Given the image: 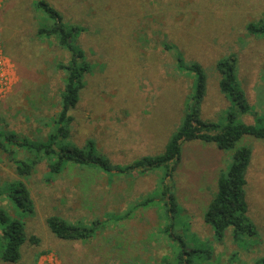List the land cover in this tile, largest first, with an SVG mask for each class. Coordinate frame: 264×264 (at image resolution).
<instances>
[{"label":"rangeland","instance_id":"1","mask_svg":"<svg viewBox=\"0 0 264 264\" xmlns=\"http://www.w3.org/2000/svg\"><path fill=\"white\" fill-rule=\"evenodd\" d=\"M36 1L4 0L0 5V130L28 138L38 129L42 136L49 131L44 124L58 112L63 87L56 64L70 58L54 40L37 38L41 13L34 9ZM44 1L63 22L82 28L77 45L92 65L80 102L70 112L74 145L93 140L103 156L121 166L162 154L194 92L195 78L177 70L173 51L205 73L202 120L226 124L231 104L219 90L216 63L231 54L236 56L237 85L251 112L237 121L254 125L255 116L264 119V38L246 30L263 17L264 0ZM241 143L252 149L245 191L257 236L235 239L229 228L221 243L203 215L234 150L183 142L171 177L157 169L115 177L110 184L105 174L73 167L47 183L45 162L21 180L0 152V187L22 181L34 210L31 215L22 212L13 200L0 197V210L25 224L27 239L15 264H161L191 250L197 251L185 256L191 264H255L264 257V141L246 136ZM163 184L180 208L171 222L164 213L167 199L159 194ZM150 197L152 206L130 210ZM128 211L129 217L119 223L110 216ZM56 215L80 227L98 223L96 237L87 242L57 239L45 224ZM0 264H10L1 260V231Z\"/></svg>","mask_w":264,"mask_h":264},{"label":"trees","instance_id":"2","mask_svg":"<svg viewBox=\"0 0 264 264\" xmlns=\"http://www.w3.org/2000/svg\"><path fill=\"white\" fill-rule=\"evenodd\" d=\"M33 5L34 9L44 16L39 13L41 17L38 20L37 38L41 41L54 40L60 48L69 53L70 58L67 63L56 64L57 70L63 73V87L58 96V112L49 117L48 123L44 124L49 127V131L42 136V130L38 129L35 137L28 138L18 136L12 131L0 130V152L13 163L16 176L25 180L42 162H45L47 183L53 182L69 167L105 174L109 184L115 177L143 175L157 169H163L165 178H168L173 175L179 165L183 142L198 141L214 144L221 151L234 150V152L231 165L217 176L216 192L204 212V223L211 227L219 243L224 240L229 228L233 230L235 239L241 236L255 238L257 230L247 215L248 203L245 191L246 171L252 157V149L241 142L246 136L264 141V119L255 116L254 125H245L237 121L238 116L251 112L244 92L237 85L236 56L231 54L216 63V71L220 75L219 90L231 104L227 112L226 124L220 126L200 118V106L206 92V76L202 67L197 63L186 64L183 56L178 51H173L177 70L192 74L195 78L191 104L179 127L170 136L162 154L141 157L124 166L113 165L100 153L93 140L86 141L82 147L70 142L73 122L70 112L80 102V94L85 87V76L92 72V65L77 45L83 30L63 22L62 16L44 0H38ZM246 30L249 35H260L264 38V15L257 23H249ZM164 47L169 51L173 48L169 45ZM20 155L22 158H19ZM162 189L159 194L167 199L165 217L168 222H171L180 208L166 184H163ZM2 196L13 200L15 206L22 212L30 215L34 212L29 190L22 181L17 180L7 183L4 187L1 186L0 197ZM154 202L155 200L150 197L134 204L130 210L146 209ZM130 213L131 211H128L123 215L110 216L119 223L127 219ZM45 224L54 237L65 242L90 241L96 237L100 226L95 222L91 227H80L58 215L46 218ZM0 231L1 260L4 263L15 264L21 258L20 249L27 239L25 224L21 220L11 219L0 210ZM168 237L172 238V234H168ZM193 254H197V251L179 252L175 260L172 262L165 260L161 264H191V260L185 256ZM255 264H264V257L258 259Z\"/></svg>","mask_w":264,"mask_h":264},{"label":"built area","instance_id":"3","mask_svg":"<svg viewBox=\"0 0 264 264\" xmlns=\"http://www.w3.org/2000/svg\"><path fill=\"white\" fill-rule=\"evenodd\" d=\"M2 1H4V0H0V5L2 4Z\"/></svg>","mask_w":264,"mask_h":264}]
</instances>
